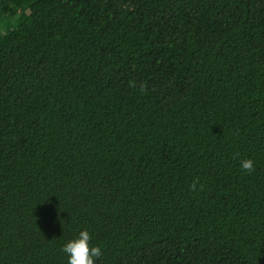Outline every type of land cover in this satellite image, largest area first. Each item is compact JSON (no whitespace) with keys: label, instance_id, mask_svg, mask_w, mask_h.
I'll use <instances>...</instances> for the list:
<instances>
[{"label":"trees","instance_id":"obj_1","mask_svg":"<svg viewBox=\"0 0 264 264\" xmlns=\"http://www.w3.org/2000/svg\"><path fill=\"white\" fill-rule=\"evenodd\" d=\"M83 230L95 264H264V0H0V264Z\"/></svg>","mask_w":264,"mask_h":264},{"label":"clouds","instance_id":"obj_2","mask_svg":"<svg viewBox=\"0 0 264 264\" xmlns=\"http://www.w3.org/2000/svg\"><path fill=\"white\" fill-rule=\"evenodd\" d=\"M132 85L135 82H131ZM145 84L140 85V90L144 91ZM241 168L248 174H251L254 169V162L251 159H245L241 161ZM199 181L194 180L190 185L191 191L197 190ZM200 190L203 191V186H200ZM91 236L87 230H83L79 233L77 239L69 241L62 249V251L68 255V264H95V259H98L101 255V249L98 246H90Z\"/></svg>","mask_w":264,"mask_h":264}]
</instances>
